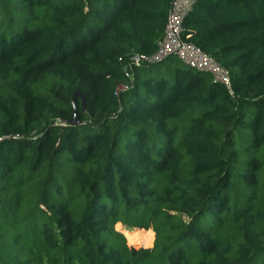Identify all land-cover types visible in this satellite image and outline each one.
<instances>
[{"label":"trees","instance_id":"16d2710c","mask_svg":"<svg viewBox=\"0 0 264 264\" xmlns=\"http://www.w3.org/2000/svg\"><path fill=\"white\" fill-rule=\"evenodd\" d=\"M173 1L0 0V264H264V0L184 19L230 87L132 62Z\"/></svg>","mask_w":264,"mask_h":264},{"label":"built area","instance_id":"2783aa9c","mask_svg":"<svg viewBox=\"0 0 264 264\" xmlns=\"http://www.w3.org/2000/svg\"><path fill=\"white\" fill-rule=\"evenodd\" d=\"M195 3L196 0H174L171 5L165 36L160 41L157 54L152 57L135 55L132 57V62L138 66L144 61L160 62L176 55L188 65L212 73L215 81L230 87L229 72L196 46L183 39V22L185 17L192 11Z\"/></svg>","mask_w":264,"mask_h":264},{"label":"rangeland","instance_id":"374dc122","mask_svg":"<svg viewBox=\"0 0 264 264\" xmlns=\"http://www.w3.org/2000/svg\"><path fill=\"white\" fill-rule=\"evenodd\" d=\"M121 228L125 231L124 235L127 239V242L129 245H134V246H140L141 248H145V249H148V248H152L153 247V243H154V240H155V232L153 230H150L148 231L147 233H145L144 235H136L133 233L136 231V230H141L139 228H133V227H127L123 224L120 223ZM117 229H118V226L116 225ZM142 231V230H141ZM147 231V230H145ZM128 234V235H127ZM145 237V241L142 240L143 238Z\"/></svg>","mask_w":264,"mask_h":264},{"label":"water","instance_id":"95a60500","mask_svg":"<svg viewBox=\"0 0 264 264\" xmlns=\"http://www.w3.org/2000/svg\"><path fill=\"white\" fill-rule=\"evenodd\" d=\"M81 98L83 101V107L82 110L86 111V99L85 96L83 95V93L81 91H77L73 97V101H74V105L76 106L77 100ZM68 124L73 125V126H77L81 124V120L80 117L78 115V110H75V116L73 119L68 121Z\"/></svg>","mask_w":264,"mask_h":264}]
</instances>
